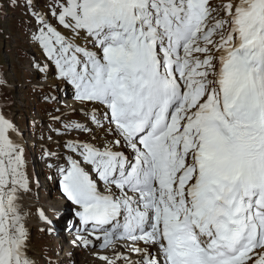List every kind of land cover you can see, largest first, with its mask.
Instances as JSON below:
<instances>
[{
	"label": "snow or ice",
	"instance_id": "snow-or-ice-1",
	"mask_svg": "<svg viewBox=\"0 0 264 264\" xmlns=\"http://www.w3.org/2000/svg\"><path fill=\"white\" fill-rule=\"evenodd\" d=\"M6 7L26 17L33 70L78 102L81 120L55 109L62 151L45 152L73 209V246L104 251L102 264H264V0ZM25 148L0 107V264H38Z\"/></svg>",
	"mask_w": 264,
	"mask_h": 264
},
{
	"label": "rangeland",
	"instance_id": "rangeland-1",
	"mask_svg": "<svg viewBox=\"0 0 264 264\" xmlns=\"http://www.w3.org/2000/svg\"><path fill=\"white\" fill-rule=\"evenodd\" d=\"M225 2L226 0H211L214 5ZM5 11L7 15L3 14ZM23 19L26 17H22L18 9H0V73L8 85L0 88V107L15 114V121L22 130L26 144L25 161L32 181V191L28 196L37 202L32 212L38 215L37 210L43 209L49 219L54 218L55 227L51 232L41 231L43 227H36L31 231V241L34 250L38 252V264H101L97 259H90L83 248L75 249L79 255L77 257L67 254L65 251L70 242L66 240L64 243L62 238L69 227L60 228L59 224L56 225V216L60 212L67 213L66 215L70 212L64 209L55 170L49 167L53 161L45 155L46 151H62L56 144L62 138L54 131L62 130V126L52 120V115H60V112H55L59 108L66 120H81V116L78 111L73 114L67 101L70 96L65 93L67 90L62 81L55 79L51 72L45 77L33 70L34 58H38L40 54L28 43L26 25L21 23ZM48 80L51 85L44 87L43 84ZM46 95L56 99L45 100ZM49 136L52 137L51 140L48 139ZM46 203L51 206L61 204L62 208L59 210L58 205L49 209ZM65 254L69 256L66 260L60 258Z\"/></svg>",
	"mask_w": 264,
	"mask_h": 264
},
{
	"label": "bare ground",
	"instance_id": "bare-ground-1",
	"mask_svg": "<svg viewBox=\"0 0 264 264\" xmlns=\"http://www.w3.org/2000/svg\"><path fill=\"white\" fill-rule=\"evenodd\" d=\"M43 85H44V87L49 86V85H51V81L48 80V81H46V83H44ZM65 93H68L69 96H70V97L67 98V101H68L69 105H70L72 108H73V107H76L77 104H78V102H76V101L74 100L72 91L68 89ZM30 142H31V141H29V143H30ZM36 183H37V180H36ZM42 187H44V186H42ZM59 201H61V200H59ZM63 203L65 204V208H64V209H68V212H70V214L66 215L67 213L64 214V213L60 212V213H59V216H56V225L59 224V227H60V228H61V227H67V226L69 227L68 229H66V231H64V232H66V235H67V236L64 237V238H62V241H64V243H65L66 240L70 242V245H69V247H66L67 250H66L65 252H67V254H68V253H71V255L74 254V255L77 257V256H79V255H77V251H75V249L83 248V249H84V253L87 252L88 257H91L90 259H97L98 261H100V260L97 258L96 252L100 251V254H105L104 251H101V250L96 249V248H91V247H89V248H85V247H82V246H81V247H75V246H73V244L71 243V241L74 239V237H75V235H76V229L72 227L75 218H74V214H73V209H72V207L70 206V204H69L68 202L64 201V199H63ZM25 204H26V206L31 210V213H32V215L29 217V220H28V227H29V229H30V236H31V231H32L34 228H36V227H40V228L43 227V228H52V229H54V227H55L54 223H53L52 225H45L44 222L41 221V220L39 219V216L36 215V214H34V213L32 212L33 207L36 206V204H37L36 199L31 198V197H29V196L27 195V196L25 197ZM46 204H47L46 206H47L49 209H50L51 207H56V206H58V205H59V206H58V207H59V210L62 208V206L60 207L61 204H58V203H57L58 205H55V204H54L55 206H53V205L51 206L50 203H46ZM71 210H72V212H71ZM58 217H59V218H58ZM53 219H54V218H50V220H52V221H53ZM56 228H57V227H56ZM54 233H57V232H54ZM58 233H59V232H58ZM65 252H64V253H65ZM30 253H31L32 257L35 258V259L38 261V259H37V253H38V252H37L36 250H34V245H33V242H32V241H31V244H30ZM67 254H65L64 256H61L60 258L66 260V257H67V258L69 257ZM62 255H63V254H62ZM83 260H84V259H83ZM84 261H85V260H84ZM100 263L102 264L101 261H100Z\"/></svg>",
	"mask_w": 264,
	"mask_h": 264
}]
</instances>
